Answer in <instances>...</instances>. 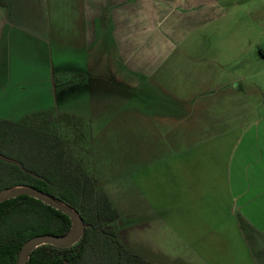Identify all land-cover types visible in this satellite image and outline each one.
<instances>
[{
  "label": "crops",
  "instance_id": "obj_1",
  "mask_svg": "<svg viewBox=\"0 0 264 264\" xmlns=\"http://www.w3.org/2000/svg\"><path fill=\"white\" fill-rule=\"evenodd\" d=\"M263 2L0 0V96L13 101L0 103V120L51 112L65 132L80 133L67 139L58 125L119 212L118 239L145 260L259 264ZM104 67L113 79L100 75ZM119 131L129 148L128 206L83 158L97 132ZM239 217L262 238L248 241Z\"/></svg>",
  "mask_w": 264,
  "mask_h": 264
},
{
  "label": "trees",
  "instance_id": "obj_2",
  "mask_svg": "<svg viewBox=\"0 0 264 264\" xmlns=\"http://www.w3.org/2000/svg\"><path fill=\"white\" fill-rule=\"evenodd\" d=\"M57 122L51 112H37L20 122L0 120V153L16 161L0 158V191L39 189L74 209L85 226L74 245H40L31 252L28 264H153L118 239L115 223L119 212L53 125ZM239 224L248 241L262 238L242 217ZM73 225L69 215L31 195L1 201L0 264H18L30 238L64 235ZM263 261L258 259L259 264Z\"/></svg>",
  "mask_w": 264,
  "mask_h": 264
},
{
  "label": "rangeland",
  "instance_id": "obj_3",
  "mask_svg": "<svg viewBox=\"0 0 264 264\" xmlns=\"http://www.w3.org/2000/svg\"><path fill=\"white\" fill-rule=\"evenodd\" d=\"M262 11H264V2L262 3ZM102 76L110 77L113 79V75L111 71L106 69L104 67L102 69ZM62 87V86H61ZM5 96H9V94H6ZM2 99H0V103L3 104V106L10 107V105L6 103H11L13 101H8L4 100L3 96H0ZM55 127L59 125L60 130L62 129L63 136L65 138L69 137H74L75 135L77 136L80 133L73 132H65L67 129V125L63 124V128L60 126V124L56 123L53 124ZM89 136L92 137L93 133L88 132L87 133ZM95 134V133H94ZM127 132L119 131V132H114V133H105V132H97L95 137L97 138V142H93V145L91 143V146L96 148L94 152V148H90L86 152L85 155H83L84 160L86 163L90 164L91 166L95 167L94 169L98 172L99 174V179H112L114 182V187H113V195L114 198L119 202L121 205L127 204L128 206V201L130 197V190H132V187H130V180L127 177V172H128V155H129V148L127 147L126 144V139H127ZM68 139V138H67ZM72 144V149L76 152L77 141H70ZM97 149H98V154H97ZM143 150V149H142ZM104 154H108V157L103 158ZM138 176V174H137ZM137 176L135 179L132 181L134 183L136 189L135 191L133 190V196L135 199V202H138L141 193H142V180H138ZM104 183V181H103ZM100 186V185H99ZM17 189V188H16ZM138 215V214H137ZM121 219V216L119 217ZM118 219V220H119ZM116 226V223H115ZM139 232H136V238H135V245L139 246V244H143L142 240L139 237ZM141 234V233H140ZM264 246V244H263ZM264 264V261H263Z\"/></svg>",
  "mask_w": 264,
  "mask_h": 264
},
{
  "label": "water",
  "instance_id": "obj_4",
  "mask_svg": "<svg viewBox=\"0 0 264 264\" xmlns=\"http://www.w3.org/2000/svg\"><path fill=\"white\" fill-rule=\"evenodd\" d=\"M0 158L11 162H16L15 160L2 155L1 153ZM23 194L31 195L43 201L44 203H47L52 207L63 211L71 217L74 225L73 228L64 235L42 234L30 238L22 247L18 264H28L31 252L40 245L50 244L60 248H67L74 245L82 237L85 226L81 216L65 203L52 198L50 195L39 189L33 187L6 188L0 191V202Z\"/></svg>",
  "mask_w": 264,
  "mask_h": 264
}]
</instances>
